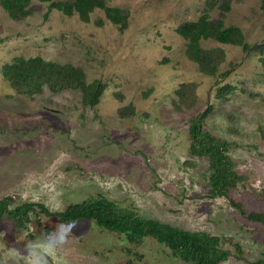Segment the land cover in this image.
Segmentation results:
<instances>
[{
	"label": "rangeland",
	"instance_id": "obj_1",
	"mask_svg": "<svg viewBox=\"0 0 264 264\" xmlns=\"http://www.w3.org/2000/svg\"><path fill=\"white\" fill-rule=\"evenodd\" d=\"M102 1L127 16L124 28L101 9L84 22L37 0L14 21L0 0V68L41 56L103 85L88 106L78 89L19 95L0 74V202L55 213L103 197L143 220L215 237V264L264 263V228L246 218L264 215V0ZM205 10L243 35L240 44L201 40L207 67L176 32ZM206 109L201 132L224 144L229 162L223 195L211 190L207 157L190 152L189 124ZM61 224L72 232L62 264H187L150 237L129 243L93 219L63 221L38 208L20 227L0 218V264H16L13 249Z\"/></svg>",
	"mask_w": 264,
	"mask_h": 264
},
{
	"label": "trees",
	"instance_id": "obj_2",
	"mask_svg": "<svg viewBox=\"0 0 264 264\" xmlns=\"http://www.w3.org/2000/svg\"><path fill=\"white\" fill-rule=\"evenodd\" d=\"M31 0H1L2 8L14 21L26 15L25 4ZM48 1V7L61 11L65 15L76 13L84 22L89 21V13L97 8L101 9L105 17L112 24L124 28L127 16L120 13L116 8L105 5L102 0H71L65 2ZM211 8L209 5L208 9ZM228 10L227 3H224ZM101 23V21H98ZM176 32L188 40L187 51L192 59L202 66L209 65L207 52L201 46V40L213 38L221 43L240 44L243 42L242 31L237 26H225L222 20L213 22L208 19L207 10L196 21H185L181 23ZM248 44L244 43V48ZM204 53V54H203ZM1 76L9 83L10 87L19 95L31 97L41 91L45 86L51 92L62 89H78L81 92V103L93 106L102 92L103 85L94 81L85 84L81 69L70 64H58L46 60L41 56H30L29 58H16L13 62L4 64L0 68ZM219 95V93H216ZM208 109V108H207ZM207 109L200 114L197 120H192L188 127L191 138L190 152L193 156H205L210 166V187L214 193L223 195L228 187L229 162L225 153L224 144L214 140L208 134L201 132L200 120L206 114ZM233 206H238L232 201ZM33 208L46 215H55L63 221H75L77 219L90 218L110 232L123 234L129 243H135L143 237H150L157 243L165 246L171 255L179 258L187 264H215L217 259H210L208 251L216 238L203 232H191L175 229L152 220H143L133 213L116 209L106 198H96L73 204L60 212L50 213L42 204H23L15 210H8L6 203L0 202V218L7 214L16 220V225L21 226V220H26V214ZM246 218L258 223L264 228V215L250 213ZM224 255H220L221 259ZM255 264H264L257 260Z\"/></svg>",
	"mask_w": 264,
	"mask_h": 264
},
{
	"label": "clouds",
	"instance_id": "obj_3",
	"mask_svg": "<svg viewBox=\"0 0 264 264\" xmlns=\"http://www.w3.org/2000/svg\"><path fill=\"white\" fill-rule=\"evenodd\" d=\"M72 232L67 225H59L50 235L31 242V246L21 252L13 249L16 264H50L49 258H54V264H62L60 254L71 244Z\"/></svg>",
	"mask_w": 264,
	"mask_h": 264
}]
</instances>
